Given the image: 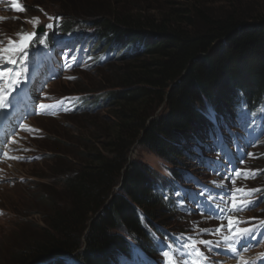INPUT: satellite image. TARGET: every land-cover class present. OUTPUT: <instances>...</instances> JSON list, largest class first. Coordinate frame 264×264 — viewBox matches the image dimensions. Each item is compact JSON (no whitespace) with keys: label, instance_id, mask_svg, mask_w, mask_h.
I'll use <instances>...</instances> for the list:
<instances>
[{"label":"trees","instance_id":"trees-1","mask_svg":"<svg viewBox=\"0 0 264 264\" xmlns=\"http://www.w3.org/2000/svg\"><path fill=\"white\" fill-rule=\"evenodd\" d=\"M83 1L77 5L91 8ZM138 8L60 11L65 30L85 21L79 36L119 73L113 87L89 91L91 107L114 108L113 121L79 152L80 165L63 181L65 200H52L40 238L9 246L0 262L67 264L63 256H71L111 264L129 247L126 234L150 245L151 220L171 216L153 194L156 171L131 159L135 145L177 164L182 136L207 123L200 106L222 112L240 92L249 101L264 97V9L253 0H166L157 14Z\"/></svg>","mask_w":264,"mask_h":264},{"label":"rangeland","instance_id":"rangeland-1","mask_svg":"<svg viewBox=\"0 0 264 264\" xmlns=\"http://www.w3.org/2000/svg\"><path fill=\"white\" fill-rule=\"evenodd\" d=\"M253 1L260 10L264 9V0ZM83 2L84 4L89 3L91 8L77 5L79 0H15V4H19L24 9L18 11L13 0H0V41H3L0 47H6L9 38L12 41L20 38L16 35L17 33H34L38 25L45 21L41 17H46L49 21L47 25L49 23L53 25L56 17L52 15L61 14L60 11L63 10H76L79 13L97 11V13L109 15L113 8L118 12L137 13L140 12L138 7L141 6L143 10L148 11L147 13L157 14L158 9L165 5L166 0H84ZM214 2L215 6L223 4V0H214ZM94 4H99L101 7L94 6ZM36 17L38 23L34 25L32 21ZM50 17L52 19H49ZM82 27L84 24H80L79 28ZM53 28H48L46 33ZM41 39H44L46 43L45 37ZM35 42L32 45L35 61L26 60L25 71L18 78L19 83L9 88L12 93L16 94L15 100L19 101L21 100L20 88L25 81L29 83L23 88V95L26 98L21 100V107L26 105L25 110L31 109V113L20 137L10 144L18 149V157L23 158L17 159V163L8 166L9 181L0 185V208L4 210L0 216V259H3V251L9 246L40 238L41 229L47 226L45 215L50 209L52 200H58L60 204L65 200L63 181L69 175H74V165L75 167L80 165L82 158L79 157V152L90 142L96 141V136L113 121L111 112L114 108H109L107 105L96 111L76 110L72 107L76 104L72 96L113 87L112 83L116 78L117 70H110L104 65L101 68L96 67L95 62H91L90 56L86 55V46L79 47L83 49L81 56L84 70H69L65 64V54L74 49L73 45L67 46V49L57 48L62 64L60 61L59 68L56 70L45 59V43ZM60 44L62 46V43ZM23 55V59L27 58V55ZM56 59L59 60V57ZM2 62L8 63L7 60ZM35 66L40 67L39 72H34ZM8 69L12 70L13 75L20 72L17 65L12 63L7 67ZM68 77H75V79H68ZM41 104L55 107L44 110L41 109ZM162 110L161 108L159 112ZM26 127L35 130L33 134L36 136L30 137L31 131H27ZM38 132L41 138L37 137ZM252 136L256 137V134ZM102 141H98V144L101 145ZM247 142L250 150H256L260 146L258 145L260 139L257 137L247 138ZM204 146L206 144L200 147ZM131 159L166 174L167 169L162 163V158L144 146L136 144L131 153ZM227 159L237 172L241 173L238 176V182L246 187H252L254 175L250 171L249 162L240 163L235 153ZM245 173L249 175L245 176ZM198 176L202 181L208 180V174L204 169L198 172ZM263 182V178H260L254 184H263ZM248 215L250 216V213ZM260 216L264 219L263 211ZM159 220H164L165 223L175 222L174 220L167 221L165 216ZM175 223L180 225L184 221L182 219ZM162 252H165L164 248ZM158 260H165L163 253ZM12 261L3 260L0 264H14Z\"/></svg>","mask_w":264,"mask_h":264},{"label":"snow or ice","instance_id":"snow-or-ice-1","mask_svg":"<svg viewBox=\"0 0 264 264\" xmlns=\"http://www.w3.org/2000/svg\"><path fill=\"white\" fill-rule=\"evenodd\" d=\"M14 2V6L16 8V10L18 11H23L24 9L19 5V4H15V0H13ZM49 19H52L51 17ZM34 25L36 23H38V18H33ZM47 28H52L53 25L51 23H49L47 26ZM18 37H20L19 41H12L11 38H9L8 41V45L6 47H0V61H4L7 60L8 63H12V64H16L17 63V59L15 58L17 55H19L20 53H23L24 50L29 46V42L33 40L35 33H17L16 34ZM39 42L41 44L45 43L44 39H40ZM0 44H3V41H0ZM22 75L21 72H16L15 75H13L12 70L8 69L5 71H0V80L3 81H11V83H5L4 86H0V108L6 107V101H7V89L12 87L13 84H17L19 83V77ZM68 79H75V77H68ZM41 109L47 110L50 108L55 107L54 105H45V104H41L40 105ZM25 127V126H22ZM27 131H33L32 128L30 127H26ZM38 131V130H36ZM5 156H7V153H4ZM251 155V154H249ZM13 159H22L23 157H12ZM241 173L237 172L236 175L239 176ZM249 175V173H245V176ZM235 183V181H234ZM238 192H244L243 189H237ZM255 191H259L257 189H252V190H248L247 193L245 194H251L252 192ZM235 196V194H234ZM252 201H242L240 204H236L235 200H233V206L234 207H238V208H243L245 206H247L248 204H251ZM235 224V221L233 220V218L229 217V227L230 229L233 227V225ZM261 227H264V221H261L260 224ZM204 231H207L206 229ZM217 231H219V229H217ZM253 231L252 228H236L235 232L231 235V236H224L223 240L225 242H228V247L235 252L236 249L232 247V243L231 241H235L237 239V237L243 238L244 236L249 235L251 232ZM190 243L185 244L183 247L185 249H190L191 251L195 252L196 256H197V260L193 261L192 264H200V258L203 257V253L200 252V250L196 247L197 243L200 244H205V245H211L212 241H204L201 240L199 242L191 240V238H189ZM163 256L165 257L166 260V264H177L173 254L169 251H165L163 252Z\"/></svg>","mask_w":264,"mask_h":264}]
</instances>
